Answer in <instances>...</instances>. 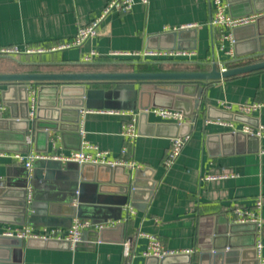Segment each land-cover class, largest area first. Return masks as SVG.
I'll return each instance as SVG.
<instances>
[{"label":"crops","instance_id":"0c3cea01","mask_svg":"<svg viewBox=\"0 0 264 264\" xmlns=\"http://www.w3.org/2000/svg\"><path fill=\"white\" fill-rule=\"evenodd\" d=\"M107 1L0 0V47L16 45L23 51L14 56L0 55V72L203 70L211 66L208 60L212 50L221 59H228L213 45L209 24L210 0H134L135 3L127 11H111L100 24L98 33L81 46L24 52L28 48H49L71 38L77 28L89 23ZM226 1L231 5L228 11L233 16L255 15L252 21L236 26L232 31L235 40L233 51L238 57L236 64L264 59V10H253L246 14L248 9H253L252 0ZM257 17L258 25H252ZM181 29L185 33L179 40L172 35V31ZM251 33L255 35L254 41L250 39ZM177 41L182 45L181 48L192 49L195 54L189 58L173 59L109 55L112 51L160 48ZM90 49L99 53L98 58L93 62L82 61V54ZM108 83L100 81L92 86L106 88L111 84ZM187 89L192 90L191 87ZM2 90H7V99L3 100L6 109L0 112V126L4 125L3 118L11 114L20 116L24 109L11 100L14 94H18L17 90L8 89L7 83L0 82V97ZM220 101L231 103L232 108L226 109ZM253 101L262 104L250 113L238 111V103ZM208 105L220 111L245 114L257 123L264 124V68L203 83L200 105L194 109V119L188 117L185 122L184 129L190 137L168 169L163 166V159L175 127L173 121L150 112L148 109L153 106L145 109L148 113L142 115L139 121L138 108L84 107L79 121L80 144L77 133L72 130H65L64 136L50 131L48 138L33 130L27 136V140L30 138L27 151L67 153L71 149L81 148L82 141L86 140L106 150L110 158L133 160L136 166L124 163L122 169L109 172L87 167L83 180L78 178L74 163L66 164L65 161L51 158L55 162L53 166H47L44 162L33 166L43 184L41 195L36 200L38 209L42 210L44 198L47 193L50 194L57 205L55 211L48 214L53 222L36 218L17 223L15 221L20 216L12 203L0 209V234L3 227L22 224L65 229L75 216L94 221L113 219L123 225L106 227L108 229L100 238L98 230L87 229L82 242L76 247L42 241L23 244L19 264H157L152 257L143 254L147 244L142 234L145 232L155 233L165 247L178 253L186 248L192 249L190 264H198L200 236L208 234L215 218L219 224L226 217L234 221L233 206L252 208L258 197H262L263 202L259 212L262 226L256 231V236L262 241V248L257 256L259 264H264V137L236 136L232 133L234 128L250 123L235 118L209 117ZM109 109L118 112H108ZM130 112H137V128H140V132L123 153L125 140L120 129ZM219 120L232 121L233 126L219 123ZM18 138L16 129H0V179L15 187L23 183L28 172L25 165L12 156L15 149L22 147ZM76 145L79 147L75 148ZM136 168H142L145 174L138 176L135 202H143L148 181H153L154 188L147 202L144 201L145 207L139 209L133 206L135 211L128 215L124 205L131 201L130 181L127 193L123 188L128 174L129 180L135 178ZM222 173L228 175L205 178ZM65 199H70V203L75 205L76 214L71 218L61 211V201ZM44 213L47 214V211ZM125 241L131 248L129 256L123 254ZM8 254L4 262L14 264L10 247ZM246 256V263L253 264V253H247ZM173 260L170 259L168 264H183V259H177L178 262Z\"/></svg>","mask_w":264,"mask_h":264},{"label":"water","instance_id":"95a60500","mask_svg":"<svg viewBox=\"0 0 264 264\" xmlns=\"http://www.w3.org/2000/svg\"><path fill=\"white\" fill-rule=\"evenodd\" d=\"M253 9H248L245 13L261 12L264 10V0H252ZM228 8L231 5L228 3ZM231 15L232 13L229 12ZM261 19V17H260ZM252 25H258L259 17ZM234 27L232 31L235 29ZM185 33L184 29L179 31H172V35L179 39ZM250 39L254 41V33L249 34ZM178 42V41H177ZM235 43V42H234ZM193 47V45H190ZM148 47H153L148 45ZM181 48L180 42L165 45L160 48ZM159 48V47H153ZM253 51V50H252ZM254 52V51H253ZM214 53V50H212ZM237 54V53H236ZM254 54V53H253ZM264 68V59L240 63L233 66H228L225 69H219L215 64H211L209 69L203 70H126V71H56V72H0V82L8 84V89L17 90L18 94H14L11 100L21 107H24L23 113L20 116L11 114L9 117L3 118V130H15L18 132V140L22 143V147L15 149L16 152L27 151L30 147V142L27 136L34 130L35 133H43L46 138L50 131L54 133L59 132L61 136L65 135V130H72L77 133L79 137L78 144L81 142V132L79 130L80 112L84 107H105V108H124L135 109L138 108V121L142 115L148 112L145 110L150 106L166 107L179 109L186 117L194 119V109L200 105V97L203 89V83L213 81L221 78H227L234 75L247 73L254 70ZM100 81L110 82V86L106 88L92 86L93 83ZM35 87L36 90V105L33 115H29L28 89ZM191 87L192 90L187 88ZM7 90L1 91V99L5 100ZM16 101V102H15ZM207 115L214 118H235L241 119L245 122L257 126L259 123L245 114H238L233 112L220 111L213 108L211 105L207 106ZM68 114H70V119ZM137 121V123H138ZM175 127L171 137L178 134L186 133L184 129L186 123L173 122ZM16 126V127H14ZM140 132V128H137ZM236 136L248 135L257 138L258 135L253 133H245L241 130H234L232 132ZM76 145L75 148H78ZM40 162L46 163L47 166H53L51 158L36 159L33 166H39ZM67 163H74L78 169V178L84 179L87 167L96 168L98 171H115L122 169L123 164H109V163H77L74 161H67ZM145 170L136 168L135 178L129 180L128 174L125 181L123 191L127 193L128 182L130 181L131 195L130 204L136 208L143 209L150 197L154 183L148 181L146 184L147 191L143 202H135L134 192L138 187L139 177L144 175ZM125 173V172H124ZM23 180L22 184L18 186H11L6 184L5 180L0 179V209L7 207V205L14 203L15 211L18 212L19 219L15 222L24 223L25 220L32 219L45 220L46 222H53L50 212L55 211L56 202L51 198L50 194H46L42 205V210L38 209L39 205L36 203L37 197L41 195L40 176L38 172L32 169L31 177ZM139 176V177H138ZM28 186L32 188L31 198L26 200L28 193ZM71 197H74L73 195ZM62 212L69 218L74 216L75 205L70 203V199L61 201ZM46 204V205H45ZM126 204V203H125ZM46 206V209L44 207ZM57 206V205H56ZM47 211V214L44 212ZM59 211V210H58ZM39 214H43L40 215ZM45 214V215H44ZM49 216V217H48ZM47 218V219H46ZM212 228L203 235L199 240L200 252L198 256V264H247V253L252 252L254 255L253 264H259L257 251L254 247L256 240L257 224L254 221H231L229 218H223V222L217 223L215 218ZM52 220V221H51ZM44 222V221H43ZM122 222H117L116 227H121ZM108 229L106 227L97 231L99 238L102 237L103 232ZM247 233L245 235L244 233ZM32 241H42L43 243H66L64 239H42V238H26L22 239L17 236H9L0 234V264H6L9 257V247L13 254L14 264H19L20 252L23 244H28ZM82 242L78 241L74 244L76 247ZM6 253V254H5ZM191 253H168L161 256L149 255L157 264H168L170 259L178 262L177 259H183V264L191 263ZM251 260V261H252ZM252 264V263H251Z\"/></svg>","mask_w":264,"mask_h":264},{"label":"built area","instance_id":"2783aa9c","mask_svg":"<svg viewBox=\"0 0 264 264\" xmlns=\"http://www.w3.org/2000/svg\"><path fill=\"white\" fill-rule=\"evenodd\" d=\"M147 2V0H141ZM134 0H109L101 9V11L95 15L89 23L85 25H80L75 34L69 38L57 42L52 47H37L28 48L24 52H42L46 50H55L62 48H69L74 46H81L85 41L92 38L98 33L100 24L104 21L106 16L113 10L116 11H127L133 4ZM211 3V16L209 19V24L211 26V35L213 38V45L217 50L223 52V54L228 56L227 60L221 59L219 54L212 53V56L208 60L209 63L215 64L219 69H225L229 64L238 62V57L233 51L234 37L232 29L236 26L248 23L252 21L255 15H242L233 16L228 11V2L226 0H210ZM23 51L16 45H8L0 47V55H18ZM195 54L192 49L185 48H145L138 51H112L109 55H134V56H152L158 59H173V58H183L191 57ZM99 56V53L95 49H90L86 53H83L81 60L84 62H93ZM36 90L35 87H30L28 89L29 97V115H33L35 105H36ZM220 104L226 109H231L232 104L226 101H220ZM261 102L253 101L250 103H238L237 109L242 113H250L253 110L258 109L261 106ZM6 109L4 101L0 97V112ZM154 115L169 121L176 122L178 124L185 123L188 121L183 112L179 109L166 108V107H150L148 109ZM108 112H118V110L109 109ZM125 111H122L124 113ZM219 123H224L233 126L232 121L219 120ZM241 130L245 133H253L258 136L264 137V124H258L257 126H252L250 124H243L239 128H234V130ZM121 135L124 137L125 144L122 147V152L125 153L128 150L129 145L133 144L135 138L138 135L137 131V112H130L129 117L125 119L121 124L120 129ZM190 137L189 132L178 134L177 136L170 138L169 147L167 153L163 159V166L168 169L175 162L176 158L181 152L182 147ZM30 142V138H28ZM12 156L22 162L28 171V177H31L33 163L36 159L40 158H54L61 161H74L79 164L84 162L91 163H109V164H129L132 167L136 166L133 160H125L122 158H110L107 151L101 149L98 145L90 143L89 141H82L81 148L71 149L67 153H56L48 154L41 153L36 150H29L27 152H14ZM228 174L222 173L220 175H207L205 178H215L217 176H227ZM28 193L26 200L29 201L31 198L32 188L28 186ZM263 202L262 197H258L252 208H244L241 206H233L232 208V218L234 221H254L257 224V232L262 226V219L259 215L260 208ZM125 209L128 215L133 213L135 210L131 204H125ZM127 215V216H128ZM117 223V220L105 219L101 221H94L89 218H82L75 216L71 224L63 229L55 226H40L36 227L30 224L13 225L3 227L1 234L9 236H17L22 239L34 237L42 239H64L69 242L70 245L74 246L75 243L81 241L84 235V231L87 229L99 230L104 227H108ZM146 239V248L143 254L146 256L155 255L161 256L168 253L178 252L173 249L165 247L160 240V238L155 233H142ZM254 247L258 253L262 248V241L260 237L256 236ZM182 252H192V249L186 248ZM123 254L125 256L131 255V248L127 241L123 242Z\"/></svg>","mask_w":264,"mask_h":264},{"label":"trees","instance_id":"16d2710c","mask_svg":"<svg viewBox=\"0 0 264 264\" xmlns=\"http://www.w3.org/2000/svg\"><path fill=\"white\" fill-rule=\"evenodd\" d=\"M233 65H236V64H229V66H233ZM110 83V82H109ZM109 83L107 85H109Z\"/></svg>","mask_w":264,"mask_h":264},{"label":"rangeland","instance_id":"374dc122","mask_svg":"<svg viewBox=\"0 0 264 264\" xmlns=\"http://www.w3.org/2000/svg\"><path fill=\"white\" fill-rule=\"evenodd\" d=\"M250 62V61H249ZM210 67V66H209Z\"/></svg>","mask_w":264,"mask_h":264}]
</instances>
